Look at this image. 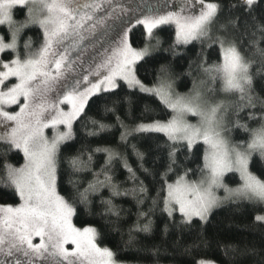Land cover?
<instances>
[{
  "label": "snow or ice",
  "instance_id": "obj_1",
  "mask_svg": "<svg viewBox=\"0 0 264 264\" xmlns=\"http://www.w3.org/2000/svg\"><path fill=\"white\" fill-rule=\"evenodd\" d=\"M17 9L23 20L14 19ZM127 11L113 0H0V26H7L0 54H8L0 58V186L19 198L18 205L0 206V264H126L121 254L132 250L148 252L152 264L162 256L170 264H264V244L214 241L203 229L223 201L246 202L261 210L249 230L264 233V180L249 171L254 150L264 158V96L254 90L255 79L264 80L261 0H183L178 11L141 10L124 19ZM109 20L104 35L111 33L115 47L94 69L76 75L70 50ZM137 25L144 30L140 47L131 36ZM165 25L175 26L167 48L156 33ZM32 28L42 32L38 47L26 34ZM196 44L177 73L174 61L186 55L180 49ZM209 50L217 61H210ZM142 61L153 64L151 84L137 76ZM180 75L187 78L183 93L176 90ZM134 91L158 100L168 118H156L151 103L137 115ZM82 117L86 137L101 143L70 159L73 174H88L69 179L70 198L86 206L92 197L99 200L108 234L122 239L114 247L101 246L105 233L97 226L76 227V207L57 191L60 146L74 139L73 124ZM60 125L65 131L49 140L44 130ZM235 129L249 139L233 143ZM161 136L162 143H148ZM201 143L199 179H190L196 173L185 161ZM12 152L23 154V165L9 162ZM120 168L127 173L123 181L117 180ZM231 172L240 176L236 188L224 182ZM121 198L131 207L118 203ZM158 212L162 227L154 219ZM157 233L158 242L141 244Z\"/></svg>",
  "mask_w": 264,
  "mask_h": 264
},
{
  "label": "trees",
  "instance_id": "obj_2",
  "mask_svg": "<svg viewBox=\"0 0 264 264\" xmlns=\"http://www.w3.org/2000/svg\"><path fill=\"white\" fill-rule=\"evenodd\" d=\"M209 2H213V0H205ZM224 3L227 4L228 0H224ZM261 7H264V0H261ZM14 19L17 21L23 20L24 16L20 13V10L17 9L14 11ZM5 27H0V33H3ZM158 38L163 41V47L167 48L170 44H172L175 40V29L171 25L161 26V28L156 30ZM27 36L32 37L35 42L34 46H39L40 41L42 40V32L37 28H32L30 30H26ZM133 46L140 47L142 46V40L144 38V30L141 25H137L133 29V33L131 34ZM199 45L196 44L195 47L193 45H188L187 49H180L181 51H185L186 55L184 58L177 57L174 61V65L177 73L182 72L187 67V59L192 56L195 50H198ZM211 52L210 61L215 62L218 59L217 52L214 50H209ZM8 54H4L3 57ZM156 55H166V53H156ZM137 76L146 84H151L153 78V64L151 61L148 63H144L137 65ZM187 78L180 75L176 80V90L178 92H186L188 89L185 87V80ZM123 82H121L122 84ZM188 86L190 87V80H188ZM124 91H130L127 89L126 85H123ZM254 90L257 95L264 96V80H261L257 77L254 81ZM95 99V97H93ZM132 99L134 101V107L136 109V114L139 115L140 110L143 108L144 103H151L157 109L156 118L167 119L168 117L164 115V112L167 110H163V106L159 104L158 100H155L152 97H147L138 91L132 92ZM91 103V101H90ZM87 111V110H86ZM92 115V113H89ZM170 115V114H169ZM252 126H255L253 124ZM74 131V139L63 143L60 146V153L58 156V180H57V191L60 195L65 198H70V194L74 192L72 185L69 183L70 178H75V176L87 177V173H77L73 174L69 161L72 157L80 154L82 150L86 151L88 148H94L98 143H101L99 137H86L85 132L86 129L83 125V117L81 120H77L73 124ZM159 135V134H152ZM230 137L235 143H244L249 139L247 133H244L238 129L233 130L230 133ZM163 137L161 136L159 141H148V143H156L163 142ZM141 143H144L143 141ZM205 146L201 143L196 145L193 149L194 155L191 159L185 161L187 166L191 168L196 175L190 174V179H199V168L202 167L203 164V154H204ZM183 159V157H181ZM8 160L10 163L19 167L24 162L23 154L12 152L9 154ZM130 163H132L133 167H136L135 158L130 159ZM151 162L149 160V165ZM250 172L257 176L259 179L264 180V159L258 153H254L250 157L249 164ZM2 175V172H0ZM127 173L120 168L117 173V180L123 181ZM175 177H173L174 179ZM225 182L232 187H237L241 183L240 177L237 173L231 172L225 176ZM147 183V181H146ZM83 186H86L83 185ZM92 205L86 206L85 204L80 203L78 200L74 198H70V202L74 204L76 207V215L73 216V223L76 227H86L89 224H93L101 229L102 232L105 233L102 240L100 241L101 246L114 247L116 243H122V239L120 235L115 233L108 234L107 228L104 225V222L99 218L97 212L99 209V200L96 197H92ZM19 202L18 196H15L10 189H6L0 186V204L3 205H16ZM118 203H122L124 208L131 207V202L127 198H121L117 201ZM257 214H261V210L259 207H254L246 202L241 203H233L227 201L220 206L214 208L209 215L208 222L203 225V229L207 236L214 241H241L245 240L249 243L256 244L257 246L264 244V233L260 231H250L248 226L252 224L254 216ZM134 218V217H133ZM156 223L162 227V221L164 216L161 213H157L154 217ZM197 225H199V221H196ZM125 235L123 239H126L127 228L124 229ZM189 237L186 235L185 239ZM153 240H159V234L157 233L151 238L141 239V244L144 247L150 245ZM123 260L126 264H152L153 257L146 251H127L121 254ZM160 264H170V259L166 256L161 257Z\"/></svg>",
  "mask_w": 264,
  "mask_h": 264
},
{
  "label": "rangeland",
  "instance_id": "obj_3",
  "mask_svg": "<svg viewBox=\"0 0 264 264\" xmlns=\"http://www.w3.org/2000/svg\"><path fill=\"white\" fill-rule=\"evenodd\" d=\"M205 2H209V1H205ZM113 3L116 5H123L124 8L128 10L127 14L123 16L124 19H127L130 16L136 15L141 10H143V12L145 13H147L150 10L163 11L165 8L167 10L178 11L179 6L181 5V3H183V0H113ZM153 6H155V8H153ZM199 7L200 5L197 4L194 11H198ZM98 15H102V13ZM112 23L113 21L109 20L106 21L105 25L98 26L95 30H93V32H85L84 33L85 39L79 44V47L75 48L74 50H70L69 59L75 62L74 68L76 75H80L81 73L87 74V72L90 69H94L95 64L102 62L104 56L109 54L107 50H109L112 47H115V44L111 42V33L109 35H104L105 28L107 27V25ZM171 26H173L175 29L174 25ZM0 27L6 28L3 33H0V35H3L7 31V26L3 25ZM4 54H0V58H3ZM89 79L95 80L96 77L90 76ZM61 107L65 111L68 110L67 105H61ZM189 120L193 123L195 122V120L191 117H189ZM63 131H65L63 125H60L58 126L57 129H52V128L45 129L44 134L49 138V140H51L58 132H63ZM254 153H258L261 155V152L258 149L252 152V154ZM225 184L229 188H236L229 186L226 182ZM217 195L223 197L224 196L223 189L218 190ZM225 202L227 201H223L221 204ZM0 206H3V204H0ZM72 223H73V217H72ZM67 247L71 248V245H68Z\"/></svg>",
  "mask_w": 264,
  "mask_h": 264
}]
</instances>
